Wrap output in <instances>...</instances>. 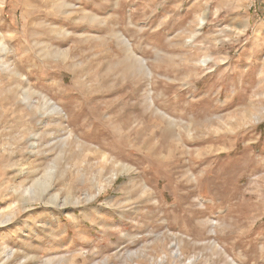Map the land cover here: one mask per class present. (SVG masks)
<instances>
[{
  "label": "rangeland",
  "instance_id": "obj_1",
  "mask_svg": "<svg viewBox=\"0 0 264 264\" xmlns=\"http://www.w3.org/2000/svg\"><path fill=\"white\" fill-rule=\"evenodd\" d=\"M0 264H264V0H0Z\"/></svg>",
  "mask_w": 264,
  "mask_h": 264
},
{
  "label": "bare ground",
  "instance_id": "obj_2",
  "mask_svg": "<svg viewBox=\"0 0 264 264\" xmlns=\"http://www.w3.org/2000/svg\"><path fill=\"white\" fill-rule=\"evenodd\" d=\"M24 99L26 101H30L32 100V95L30 93H25L24 95ZM54 173H48L45 180L49 182H51L53 180V175ZM46 182L45 181H42V180H37L36 183L31 187V190L29 192V200H25L23 201V204H25L26 202L29 203L30 200H36V201H39L43 198L44 194L46 193ZM56 199H57V196H54L53 198L50 199L49 203L54 205V203H56ZM68 201V200H67Z\"/></svg>",
  "mask_w": 264,
  "mask_h": 264
}]
</instances>
